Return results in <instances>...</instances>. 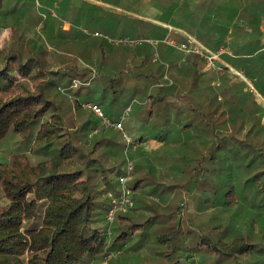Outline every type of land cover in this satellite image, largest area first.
Segmentation results:
<instances>
[{
    "label": "trees",
    "instance_id": "obj_1",
    "mask_svg": "<svg viewBox=\"0 0 264 264\" xmlns=\"http://www.w3.org/2000/svg\"><path fill=\"white\" fill-rule=\"evenodd\" d=\"M129 1L122 0V5L129 9ZM131 1L133 8L136 3L137 13L142 17L123 14L122 21L126 20L129 24L131 19V24L134 23L132 27L136 28L127 31V34L130 33L128 35L132 39L143 41L137 44H110L109 32H103L96 41L82 43L89 50L87 55L98 53L92 66L79 62L74 65L77 68L74 70L52 67L44 60V43L38 44L39 36L29 40L27 52L22 44H16L0 57V264H86L96 258L103 259L109 252L119 253L125 244L132 242L145 229L153 217L167 225L163 228L173 229L163 232L164 235L158 236V241L169 242L171 235L184 230L177 211L182 200L176 210H167L169 214L164 217H156L159 210L145 206L151 205L142 194L157 193L164 197L167 195L164 192L170 186L161 185V191L154 188L149 192L145 189L150 184L149 174L130 181L132 191L140 196L135 209H140L139 213H120L113 224H108V194L118 191L119 177L125 173L130 157L125 154L128 144L118 130L112 134L106 132L90 142L88 133L100 120L90 109L87 110L88 117L81 122V128L72 130L65 121L59 88L62 84L70 85L80 75L87 79L93 69L99 70L93 82L98 79L102 72L107 71L111 47L120 58L119 65L110 76L117 78L118 75L121 80L115 87H121V91H124V85L128 84V87L130 80L131 84L136 81L137 95L133 94L132 98L143 97L138 110L129 112L128 116L142 118L147 123L153 117H161L165 120L161 128L164 131L170 129L168 119L171 110H175L177 126L181 131L197 129L195 137L191 138L190 135L182 142L183 148L177 157L179 164H185L182 178H185L186 170L191 172L183 184L187 191L192 192L193 184L200 186L202 183L216 182L222 190L229 187L226 190L227 208L235 205L237 209V182L241 178H234L232 161L221 149L224 146L232 152L234 147H241L250 158L246 183L250 180L257 186L246 197L250 194L251 206L264 210V123L261 122L264 106L256 101L248 82L251 81L264 97V49H261L264 10L249 13L250 5L247 4L241 14L243 19L248 20L247 25L235 24L229 31V27L224 30L212 20V17L220 19L219 15H201L202 19L194 17L195 14L182 15V8L176 6L177 0ZM0 3L4 5L5 2L0 0ZM151 5L163 9V14L158 15L160 19L172 17V23L177 26L187 27V24H191L189 31L213 50L227 47L231 53L226 52L223 56L248 81L227 65L206 73L203 70L205 59L195 53L183 56L180 51L177 56L180 60L184 59L180 66L171 62L169 66H165V62L164 65L158 64L160 58L165 60L162 53L160 58H156L157 46L160 48L165 44L161 42L155 45L146 39L163 38L166 29L143 18L146 16L145 8ZM175 6L178 7L176 11L169 13L168 9ZM232 16L226 15V18ZM55 17L54 20L61 27L63 18ZM40 22L36 20V24ZM194 24L197 28L193 27ZM247 28H251V31ZM215 81H219L220 85H214ZM133 88L134 85H130L129 89L133 91ZM82 103L76 102L77 107ZM143 128L140 127V130ZM80 132H85V136L78 138ZM15 135L25 143V150L4 147ZM139 140H143V137ZM218 160L220 162L217 164ZM142 163L144 161L140 164L135 162V167ZM246 173L242 177H247ZM143 181L147 183L143 185ZM186 208L190 209V205ZM186 212L187 216L190 215V221L203 226L202 232L207 231L206 226L194 218L191 210ZM262 214L256 213L255 217L249 218L250 225L243 230L237 232L232 228V232H236L233 242L218 239L213 242L216 246L214 249L219 251V246L226 250L223 255L230 259L231 264H264V260L258 263L262 255L264 258ZM233 217L235 219L236 214ZM240 217L249 221L244 215ZM258 220H262V225H254ZM224 228L230 231V227ZM202 235L206 244L205 239H210V235ZM258 236L263 241H259ZM157 253L160 255L157 259L159 264H183L185 248L182 242L176 240L172 247L165 246Z\"/></svg>",
    "mask_w": 264,
    "mask_h": 264
},
{
    "label": "rangeland",
    "instance_id": "obj_2",
    "mask_svg": "<svg viewBox=\"0 0 264 264\" xmlns=\"http://www.w3.org/2000/svg\"><path fill=\"white\" fill-rule=\"evenodd\" d=\"M45 2V0H18L16 2L17 4L15 3L13 6H4L0 3V57L7 53L10 46L16 44H22L23 50L27 52L30 48L29 40L34 36L35 38L39 36L37 38L38 44L41 45L44 43L42 47V50L44 52V60L51 64L52 67L74 70L77 69L75 67V64H78L79 62H82L85 66L86 64L88 66L94 65L93 60H97L98 57V54L96 53L97 51H94L95 53L93 55H87L89 53V50L82 43L88 42L90 40L94 42L98 39V37H92L91 35H86L81 32L80 29L83 27V25L86 24L82 23L81 17L79 15H74L75 10L70 9L72 10V12L71 14L69 13V16L67 18L71 20L75 19L74 23L78 25L76 26V30L67 31L63 28L61 29L62 26L60 27L59 23L54 20V18L56 17L51 16V11L53 10L58 13L57 15L60 18H65V16L59 14H61L62 12V4L65 2H70V0H52L51 7L46 6ZM73 3H75L76 8H78L76 9V12H80L81 10H83V7L85 9H88L92 7V5L97 4L95 0H74ZM90 11H92V13H99L98 9ZM36 20H40L41 22L36 24ZM88 27L92 28L91 26ZM128 29V23L125 24V20H123L117 33L125 34L127 33L126 31ZM109 42L110 44L115 43L111 40ZM163 62L164 61H162V59H159L157 61L158 64L161 63L164 65ZM165 66L167 65L165 64ZM97 71L99 70H91L87 79H85L86 77L84 79L81 78V75L79 73L78 75L80 76H77V78L74 79L70 85L64 86L62 84L61 88H59V90L62 92V94L60 95L62 112L68 127H70L72 130L81 128L82 120H85L88 117L87 110L89 109L82 105L78 108L76 102L79 103V101L84 102L95 100L107 111H113L112 109L114 108L121 111V113H124L127 110L134 113L138 110L137 107L139 106V101H141L143 97L138 96L137 99L135 98L134 100L132 98L133 94L137 95L136 81H132V86L134 85L133 91L129 89L131 80L129 82V86L126 87L128 84L124 85L125 89L124 91H121V87H115L116 85L118 86L121 83L118 75L117 78H111L110 76L112 74L110 72L108 73L107 71L102 72V75L100 74L99 78L93 82V78L98 75ZM79 72H81V70H79ZM91 82L93 83L92 85H90ZM249 88L252 90L255 96H257L258 102L262 104V106H264V99L260 95H257L258 93L257 90L255 91V87H251V85L249 84ZM105 90L108 92V94ZM103 95H105V97ZM87 97L90 99H88ZM100 121L101 119L99 120V124L95 125V128L93 130H90L88 133L89 137L87 138L90 142H92L96 138H100L99 136L106 134V132L110 134L115 132L114 129L112 130V128L104 127L102 121ZM261 122L264 123V115L262 116ZM121 133L124 137L123 141H126L128 143L123 132ZM126 133L127 135L131 136L127 132V130ZM83 134H85V132L78 133V138L84 137L85 135ZM196 134L197 129H191L188 135H191V138H193ZM168 146L171 151L175 149V154H178L181 150L182 143H178L169 139L168 144L166 146H162V149H165ZM4 147L6 149L13 148L18 150H25L27 148L25 143L21 141V139L17 135L12 136V138L7 141ZM233 150L234 151L232 152L227 151V148L223 146L221 152L224 155L230 157L233 166L234 178H241V181L238 180L237 182L238 191L236 192V195L238 196L236 201L238 210L234 208L235 205L232 206V208H227L228 203L226 200V190H228L229 187L226 190H222L221 188L217 187L216 182H208L205 184L202 183L200 184V186L193 184L192 192H188L186 186L183 184L188 180L191 172L189 170H186V173H184L185 178H182V173L184 172L183 170L185 166L184 163H181L182 165L180 168V166H177L179 165L177 159L174 160L175 163L173 161L171 163V166L167 167L168 175L166 178V176L162 177L163 171L159 172L156 170L159 168L158 164L154 163L153 160L148 161L147 163L151 165V169L149 170V177L151 179L162 177V179L166 182L162 183V185L168 184L170 186L168 187L166 192L163 191L164 193L168 194L164 197L152 193L148 195L142 194V197L147 198L145 201L148 200V204H150L152 207L149 205L145 206L150 209L153 208L159 210V212H157L156 214V217H164V215L169 214V212H171L173 209L176 210V208L179 206L178 203L180 202V200H182L177 211L179 213L178 216H181L182 218V225L184 230L177 231L176 233L171 235L169 242L158 241V236L164 235L163 232H165L166 230L173 229L163 228L167 227V225L162 224V221L160 222L158 218L156 219L153 217V219L148 222L145 229L140 234H137L132 242H128L127 244H125V246L122 250L119 251V253L109 252L107 256L103 257V259L96 258L86 264H159L160 261H156L155 263V260L159 259L158 256L160 257L159 253L157 252H159L161 249L163 250V248L165 249V246L172 247L173 243H175L176 240L178 242H182L185 248V255H183L184 257L182 258L183 264H231L230 259L227 258L226 255H223L227 251L219 246H217L219 248V251L215 250L214 247L216 246H214L213 242L218 239H221L223 242L227 241V243L233 242L234 235L236 234L235 231L238 232L249 227L250 219H252V217H255L256 213L264 214V210H258L257 207H253V205L251 206L252 197L250 196V194L246 197V194L250 192L252 188L256 189L257 187L255 182H252L250 180L246 183L249 173L248 162H250V158L246 156V150L244 153L241 147H234ZM140 151L141 150L135 152L132 149V145L130 144L126 149L125 154L127 153L130 155L129 160L134 162V164L135 162L136 164H140L141 161H136L141 159V157L137 158L140 154ZM219 162L220 160H218L217 164ZM254 168H256V166ZM245 171L247 172V177H242ZM253 172H256V170H253ZM136 175L137 170L135 167V173L132 179L136 178ZM151 185H147L145 187V189L149 192H152ZM132 193L134 204L126 213L136 212V214H138L140 209H137L136 211L135 209L138 204L137 200L140 196H136L133 191ZM179 194H181L182 196L178 197ZM167 202L169 203L167 204ZM170 204L171 206H169ZM189 205L190 209L186 208V206L189 207ZM169 209L170 211L168 212L167 210ZM187 209L193 212L192 215L194 216V218L196 217L198 220H200L201 224L206 226V232H202L203 226L197 225L190 221V215L187 216ZM223 210H225V212H223ZM234 210L237 211L235 212ZM245 213H247L248 216ZM234 214H236L235 219L233 217ZM240 215H244L245 217H248V219L250 218L249 221L242 220ZM223 217L226 219H224ZM262 223V220L261 222H259L258 220V222H256V224L254 225L259 226L262 225ZM224 227H230V231H227V229H225ZM232 228L235 230L234 232H232ZM168 233L170 234V232ZM202 234L210 235V239H205L206 244L203 243L204 238L202 237L204 235ZM179 237H181L182 239H179ZM258 239L259 241H263L259 236ZM178 251L179 249L177 248L176 252ZM181 252L182 251L180 250V253ZM262 254L263 252L261 253V255ZM263 260L264 258L262 255L258 263L263 262Z\"/></svg>",
    "mask_w": 264,
    "mask_h": 264
},
{
    "label": "crops",
    "instance_id": "obj_3",
    "mask_svg": "<svg viewBox=\"0 0 264 264\" xmlns=\"http://www.w3.org/2000/svg\"><path fill=\"white\" fill-rule=\"evenodd\" d=\"M18 0H3L4 6H13ZM21 1V0H20ZM45 5L48 7L52 6V0H45ZM74 0H70V2H65L62 4V12L59 15L65 16L63 18V25L62 28L64 30H76L77 24H75V19L71 20L68 19L67 17L69 16V13L71 14L72 10L74 9V15H79L81 17V21L83 24V27L80 29L82 33H85L87 35H91L92 37H98L103 32H109V39L112 42H115L114 40L128 37L131 38V35H128L127 33L125 34H118L117 32L119 31L120 25L122 24V15L123 14H130L131 16H134V18L142 17L137 13V7L134 5V8L132 6V1H129V9L125 6L122 5V0H95L97 4L92 5V7L88 8L90 10H95L98 9L99 13H92V11L88 10L87 8L85 9L83 7V10L80 12H76V4L73 3ZM180 8H182V15H192L195 14L194 17H198L202 19L204 15L210 14V16L214 15H219L221 16L220 19L212 17L215 21V24L218 25V27H222V29H226L229 27V31L232 30L233 25L235 24H240V25H247L248 20L243 19L241 17L242 10L246 8L248 5H250L249 8V13H260V10H264V0H177L175 2ZM17 4V3H16ZM41 4V3H40ZM136 4V3H135ZM248 4V5H247ZM170 8L168 9L169 13L172 11H176L178 7ZM88 10V11H87ZM144 13L146 16L143 18L155 22L156 24H159L163 26L166 29L165 36L163 38H157L153 40H163L164 38H173L179 42L185 41L188 37H191L194 39L201 47L208 48L213 50L208 44H206L204 41H202L197 35L194 33H191L189 31V27L192 26L191 24L185 23L183 20H179L183 24H187L188 26L185 27L184 25H174L172 23V17L170 19H160L158 15L163 14V9L161 7H156L155 5H151L145 8ZM58 13L55 11H51V16H58ZM73 14V13H72ZM226 15H233L230 19L226 18ZM73 17V16H72ZM77 19V18H76ZM182 19V18H179ZM126 23V20H125ZM197 23V21H196ZM134 24V23H133ZM131 24V19H129V29L127 31L131 32L136 26L132 27ZM91 26L92 28L88 27ZM194 28L196 27V24L193 26ZM261 28L264 30V21L263 24L261 25ZM249 31H251V28H247ZM126 31V32H127ZM96 32H99L98 35H96ZM90 33V34H89ZM218 36H221V33H218ZM227 36V35H225ZM228 39H231L227 37ZM132 39V38H131ZM263 39V47L261 49H264V35L262 36ZM165 45L160 46L158 48L157 46V52H156V58H160V53L164 56V62L166 63L167 66H169V62L177 64V66L181 65V62L184 60L183 58L180 60L179 57L177 56L178 54L180 55V51L172 45L161 41ZM159 42V43H161ZM158 43V44H159ZM155 44V45H158ZM177 49V50H174ZM110 61L108 62L109 65H107V72L112 73L114 69L119 65L120 63V58L119 54L114 50V48H110ZM179 50V51H178ZM175 51L177 53H175ZM216 51V50H213ZM184 55H191V53H186L184 51ZM97 53V52H96ZM98 54V53H97ZM96 54V55H97ZM197 54V53H195ZM225 53L222 54L220 60L217 62V66L219 69L222 68V65H227L230 67V69L234 72L238 71L236 70L231 64L226 60V58L223 56ZM204 58L202 55L197 54ZM161 59V58H160ZM206 64V63H205ZM203 70L208 73V71L205 69V66ZM248 80V79H247ZM251 82V81H249ZM252 83V82H251ZM132 85V84H131ZM254 86V85H253ZM199 91V89H198ZM196 91L194 95L197 94ZM256 91V89H255ZM257 95H260L261 97L262 94L257 91ZM264 99V97H263ZM256 101L257 96H256ZM259 103V102H258ZM103 104V103H101ZM260 104V103H259ZM182 107V106H181ZM161 108V106H160ZM162 109V108H161ZM179 111V108H177ZM105 110V109H104ZM113 111H107L105 110L106 114L110 118H114V120L120 119L121 111L118 109H112ZM181 110V109H180ZM116 111V112H114ZM175 111V110H174ZM173 110H171V115L170 118L168 119L169 122L168 124L171 126L170 129H166L164 131H161V128H163L165 120L163 118H152L150 122H146L142 118H138L136 116H128L125 121H124V126L127 132L133 137L134 140H136V144L132 145V149L137 152L141 150L140 154L138 155L137 158L141 157V159L136 160V161H141L142 165H140L138 168L136 167L137 170V175L136 177H141L145 178V174H149V170L151 169V165L148 164V161L153 160L154 163L159 165V168L156 169L157 171L161 172L163 171V176H166L167 178V167L171 166V163L179 157L180 153L182 150L179 151L178 154H175V149L172 151L169 149V146L165 149H162V146H166L170 140L176 141L178 143H182L185 141L190 135H187L189 132L185 130H180L179 126H177V119L175 117V113ZM129 114V113H128ZM128 121V122H127ZM144 127L143 130H140V127ZM148 127H152V129H148ZM113 130V129H112ZM116 131V130H114ZM162 132V134H160ZM159 136H162L160 138ZM143 137V140H139L140 138ZM147 147V148H144ZM154 147V148H153ZM172 147V146H170ZM131 148V146H130ZM144 148V149H142ZM183 146H181V149ZM178 161V160H177ZM175 163V161H174ZM179 164V163H178ZM182 164H179L177 166H180L181 168ZM140 168V169H139ZM161 178L157 179H151L150 184L152 186L151 189L158 188V191H161L162 188L160 186L162 183H166L165 180ZM172 182V181H169ZM146 182L143 181V185L146 184ZM167 185V184H165ZM152 194H157V193H152ZM168 195V194H167ZM169 202H167L168 204ZM171 206V204L169 205ZM158 260H155V263Z\"/></svg>",
    "mask_w": 264,
    "mask_h": 264
},
{
    "label": "built area",
    "instance_id": "obj_4",
    "mask_svg": "<svg viewBox=\"0 0 264 264\" xmlns=\"http://www.w3.org/2000/svg\"><path fill=\"white\" fill-rule=\"evenodd\" d=\"M99 32H96V35H98ZM147 41H150L154 44H158L161 41H164L173 47L182 50L186 53H197L204 57L205 59V69L208 70H216L219 67L217 66V62L220 60L223 53H231V51L227 47H222L216 51H213L208 48L201 47L194 39L191 37H188L185 41L179 42L173 38H164L163 40H153V39H146ZM115 42H124L128 44H137L142 42L141 39H131L128 37L120 38L117 40H114ZM243 79L247 80V78L239 71H236ZM248 81V80H247ZM249 82V81H248ZM214 85H220L219 81L213 82ZM251 87H253V83L249 82ZM82 106L92 110L102 121V124L106 128H112L114 130H118L123 132L124 136L126 137L128 141V146L135 145L136 140H134L131 136L127 135L126 129L124 126V121L128 115V110L125 111L120 119L114 120L110 118L104 108L96 102L93 101H84ZM128 157V162L126 165V171L124 174L120 175L119 177V188L118 191L115 192H109L108 196L110 198V206L107 210L106 214V221L108 224H113L115 221V218L120 213H126L134 204L133 201V193L130 186V181L133 178V175L135 173V164Z\"/></svg>",
    "mask_w": 264,
    "mask_h": 264
}]
</instances>
